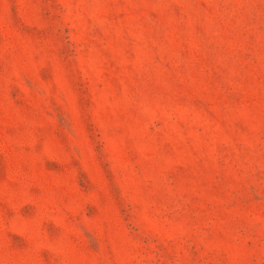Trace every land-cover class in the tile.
<instances>
[{"label": "rangeland", "instance_id": "1", "mask_svg": "<svg viewBox=\"0 0 264 264\" xmlns=\"http://www.w3.org/2000/svg\"><path fill=\"white\" fill-rule=\"evenodd\" d=\"M0 264H264V0H0Z\"/></svg>", "mask_w": 264, "mask_h": 264}]
</instances>
